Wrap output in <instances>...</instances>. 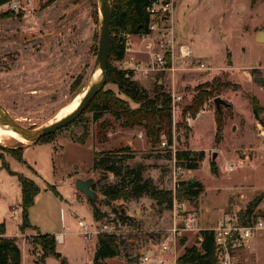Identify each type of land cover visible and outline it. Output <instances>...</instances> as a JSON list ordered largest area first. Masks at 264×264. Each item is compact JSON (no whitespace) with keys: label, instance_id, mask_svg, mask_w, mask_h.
<instances>
[{"label":"rangeland","instance_id":"rangeland-1","mask_svg":"<svg viewBox=\"0 0 264 264\" xmlns=\"http://www.w3.org/2000/svg\"><path fill=\"white\" fill-rule=\"evenodd\" d=\"M33 1L35 11L31 15L18 16L10 11L8 3L0 6V104L25 127L40 129L48 126L61 109L76 105L92 83L102 18L97 0H56L46 7L47 0ZM174 3L176 44L172 58L171 54L168 57L169 65L175 68L176 89L183 101L177 110L172 137L177 151H185L188 147L192 149L188 151L194 154L205 153V164H199L197 173L180 167L178 160L176 166L185 172L181 182L194 180L202 186L203 183L212 186L205 204L212 213L216 210L220 214L229 207V197L238 195V199H243L244 192L250 197L255 195L253 200L264 196V159L258 158L250 165V171L239 172L240 165L232 158L224 161V153L231 150L221 144L225 133L239 137L234 143L244 144L248 137L253 140V123L258 129V138L251 147L264 151L260 136L264 127L262 124L259 126L251 106V99L255 97L264 107V87L254 81L255 77H264V44L256 42V33L264 31V0H257L254 6L252 0H174ZM11 12L13 16L8 17ZM128 41L134 49L144 50V43L136 36L129 37ZM182 47L191 49L192 55L183 57ZM138 58L145 61L144 55L139 54ZM201 63L210 70L198 71ZM113 65L122 69L124 64ZM132 79L153 97L156 87L161 86L160 82L164 92L169 93L173 78L169 73L147 78L135 73ZM105 90L114 91L128 101L132 109L138 107L119 93L115 85L106 84ZM203 95L207 96L198 105V113L188 125L183 110L192 105L195 107V101ZM215 98L223 99L230 106H221L217 110ZM194 109L191 108L190 112L193 113ZM220 115L223 125L220 139L216 142ZM104 119L108 121L106 131L101 130L100 123L94 122L91 113H83L73 124L57 131L49 143L40 142L26 149L24 147L29 146V142L0 144V222L14 216L7 212V207L22 203L18 186V176L21 175L40 188L32 209L34 222L43 228L50 225V229L60 232L65 229L80 232L75 217L84 219L89 225L95 219L88 198L76 190V181L94 178L92 189L97 186L101 201L99 208L107 217L100 223L112 224L125 213L133 220V226L142 230L122 237L124 253L137 255L139 251L146 252L160 245L161 235L151 231L159 230L166 234L170 228V212L166 204L159 206L149 196L106 204L99 189L118 180L112 173L92 170V166L94 153L128 146L132 149L128 165L144 167V179H150L163 192L173 191V154L161 143H151L143 129H122L109 114ZM260 121L264 123V113ZM22 148L23 160H18L16 156ZM215 153L217 173L212 174L210 164ZM239 154L244 158L241 150ZM227 165L236 167V171L225 173L223 168ZM247 207L242 205L233 211L231 206L227 215L240 217ZM256 216L264 217V211H256ZM140 217H145V221ZM214 225L205 227L201 224L204 229ZM38 236L32 232L22 238L20 247L26 255L24 264H33L31 260L42 264L43 251L38 244ZM66 238L67 244L58 248L69 256L68 261L87 263L92 256L93 242H84L76 235ZM184 239L189 247L198 245V239L202 240L200 233H188L179 239L177 251L181 253ZM251 242L250 264H264V232L255 235ZM174 254L173 250L166 252V264H174ZM48 264L61 262L51 258ZM242 264H246L244 259Z\"/></svg>","mask_w":264,"mask_h":264},{"label":"trees","instance_id":"trees-1","mask_svg":"<svg viewBox=\"0 0 264 264\" xmlns=\"http://www.w3.org/2000/svg\"><path fill=\"white\" fill-rule=\"evenodd\" d=\"M12 0H0V6L9 3ZM56 0H47L45 7L49 6ZM156 0H114V10L111 22V46L109 51V59L107 64V84H113L118 88V92L130 99L138 107L132 109L128 101L121 99L112 90H102L94 100L89 104L84 113H91L95 123H100L101 130H107L108 121L104 118L109 114L122 129L132 130L135 128L143 129L146 132L147 138L153 144H160L162 134L166 135L167 141L172 144V113H171V98L170 95L164 92L163 85L156 87L154 96L151 97L148 91L138 87L136 82L132 79L134 73L129 70L118 69L113 63L122 62L126 54V41L124 36H137L148 34V25L150 15L148 8ZM257 0H252V6L256 4ZM14 14V13H13ZM12 12L8 17L13 16ZM21 16V14H18ZM1 18V17H0ZM199 97L195 101V107L190 106L183 110V115L190 113L195 117L198 105L204 102V97ZM251 106L255 119L259 120L264 113L257 98L251 99ZM191 108H195L191 113ZM216 142L220 139L222 130L221 115L217 122ZM166 130V132H164ZM55 133L42 138L40 142H51ZM81 142H84L81 140ZM37 143V144H38ZM22 148L16 158L23 160ZM132 149L128 146L121 147L118 150L102 151L94 153V161L92 170L112 173L118 180L114 184L102 185L99 189L101 195L104 196L106 204L118 200L140 199L143 196H149L151 199L158 202L159 206L166 204V208L170 210L172 205V191L163 192L159 190L150 179H144V167L132 168L128 165L131 157ZM177 160L180 162L179 166L187 170H196L199 168V163L205 159V153L194 154L190 151L178 150L176 154ZM212 174L217 173L216 163L210 164ZM13 174V173H12ZM17 175V174H15ZM19 182L21 184L22 192V225L21 232L31 229L29 222V212L34 206L35 198L40 194V188L33 181L19 175ZM97 190V186L93 188ZM203 192V186L198 181L194 183L192 180L182 182L176 190V197L178 199H186L191 202H197ZM264 196H258L252 200L240 216L243 223L251 220H256V211ZM93 216L95 221L102 222L107 217L101 211L98 205L92 204ZM122 224L133 225L132 219L120 214L118 217ZM37 238L38 244L42 247L43 256L41 258L42 264L48 257L58 259L61 264H68L67 260L57 252V241L55 236L49 234L39 233ZM202 241L199 245L185 247L184 253L177 259L176 264H217L215 258V246L213 234L209 231H202L200 233ZM97 250L94 256V264H102L101 261L123 255L127 259L133 257L124 253L122 249V237L115 235L102 234L98 238ZM186 240H182V246H185ZM0 264H22V251L16 237H6L5 224H0Z\"/></svg>","mask_w":264,"mask_h":264},{"label":"built area","instance_id":"built-area-1","mask_svg":"<svg viewBox=\"0 0 264 264\" xmlns=\"http://www.w3.org/2000/svg\"><path fill=\"white\" fill-rule=\"evenodd\" d=\"M10 11L21 14L31 15L35 11L33 0H12L8 3ZM175 3L174 0H156L149 8L150 15L148 34L137 35L141 42L144 43L143 51H138L133 48L128 38L124 36L126 41L125 59L121 62L124 64L121 70H129L135 73H140L147 78L153 75H172V87L169 91L171 98V113L172 125L177 123V110L180 109L183 97L178 94L175 81V68L169 65V55L175 51ZM181 55L185 58L192 55L189 48L182 47ZM144 55L145 61H141L138 55ZM198 71L210 70L205 64H199ZM194 117L188 112L184 115L185 122L190 125ZM260 136L263 138L262 145L264 146V129L260 131ZM142 137V135H140ZM162 147H167L173 154L174 167L172 178L174 183L172 205L170 212V228L166 234L159 230H153V234L161 235L162 243L153 248V252L139 251L141 264H166L164 255L166 252L173 250L177 253L179 239L185 237L188 233L209 231L214 237L215 258L217 264H242L243 253L246 251L249 241L257 234L264 232V217H257L256 220H251L243 223L240 217L225 215L213 227L203 228L199 211L196 209L195 202L186 199H178L176 190L181 182V177L185 173L184 170L176 166L177 163V147L173 137L172 144L169 145L166 135L161 136ZM234 166H225V173L234 172ZM18 208V207H17ZM77 224L80 228L79 234L84 241H91L93 238H98L102 234L115 235L123 237L126 233H141L140 228H135L133 225L122 224L118 220L112 224H101L94 222L89 225L84 219L78 217ZM201 240V239H200ZM202 241V240H201ZM152 251V250H151ZM136 256L135 254L133 257Z\"/></svg>","mask_w":264,"mask_h":264},{"label":"crops","instance_id":"crops-1","mask_svg":"<svg viewBox=\"0 0 264 264\" xmlns=\"http://www.w3.org/2000/svg\"><path fill=\"white\" fill-rule=\"evenodd\" d=\"M131 37H135V36H131ZM117 64L120 65L121 62H118ZM229 106H227V107H229ZM257 121L259 122V120H257ZM260 125L261 124L259 123V126ZM259 126L256 125V127H258V128H259ZM233 131H235V128L233 129ZM242 131H244V130H242ZM251 136L253 137V140H251L248 137V139H246L247 141L244 144H242L241 142H240V144H238V142H236V143H234V142L239 137L232 136V134L229 136V135H227L225 133L224 140L221 143L222 145L225 144L226 146H228L229 149L231 150L230 152L228 150L226 152V154L224 153V161L227 162V161L230 160V158H232V160L236 161L240 165V168H238L239 172H240V170L250 171V165L253 164L258 158H263L264 159V151L263 152H260L258 148H252L251 147L252 145L255 144L256 138H258V129L256 130V128L254 127L253 123H252V126H251ZM244 137H245V131H244ZM30 146L31 145L26 146L24 148L26 149V148H29ZM242 146H247V148L246 149H243L244 147H242ZM261 147L264 148L263 145ZM186 150L188 151V150H192V149H188V147H185V151ZM200 150L203 151V149H200ZM240 150H241V155L244 158H242L240 156V154H239V151ZM219 158H220V156H218V159H217L218 166L220 165L218 163L219 162L218 161ZM202 163L205 164V162H202ZM237 163H236V165H237ZM234 168H235V170H234V172H235L237 168L236 167H234ZM190 171L197 173V172L200 171V168H198L196 170H190ZM234 172H232V173H234ZM18 186H19L20 192H21V184H20V182H19ZM211 187H212L211 185H207V184L203 183V192L200 195V197H199V199H198V201L196 202V205H195L196 209L199 211L201 224L203 226H205V227H207L208 225H211V224H216L220 219H222L225 215H227V212H228L229 209H231V206L233 207V211L234 210L237 211V210H239L241 208L242 205L243 206L244 205H248L253 200V198L255 196L254 195V196L250 197V196H248V194H246L244 192L242 194L243 197H244L243 199H238L239 198L238 195H235L233 197H229L227 199V202H228V205H229L228 208L223 209V212L220 213V214H218L217 212H215L216 210L212 213V211L209 210V208L205 204V202H206L205 200H206V198L208 196L209 191H212L211 190ZM45 191H43V192H45ZM21 197H22V192H21ZM35 200H36V198H35ZM33 208H34V206L30 209V212H29V222H30V225H31V229H29L25 233H22L21 232V225H22V213H21L22 212V208H21V203L16 204L13 207H7V212L8 213H11V214H14V216L13 217H10L8 220L6 218H4L2 220V222H0V224H3V223L5 224L6 237H8V238L16 237L18 239V243H19V246H20V243H22L21 242L22 241V238H25V237L31 235L32 232L33 233H38L39 232L41 234L53 235V236H55L56 241H57V252L63 258H65L67 260L68 264H73V261L72 262L71 261H68L69 260V258H68L69 256H67V254H65L64 252H61L60 249L58 248V246L61 245V244L62 245L67 244V238H66L67 236H74V235H76V236L81 237V235L79 234V232H72L69 229H65L64 231H61L60 232L59 230H56L55 228L50 229L49 228L50 225H47V224L44 225V228H43V226H41V224H38L37 222H34L32 220V209ZM259 211H264V199L261 202V204L259 205V207L257 208V212H259ZM77 218L78 217H75V219H74L76 223H77ZM145 219H146L145 217H140V220L145 221ZM169 219H170V217H169ZM94 222H96V221L94 220ZM84 242H87V241H84ZM90 242H93L92 256L88 260V262L85 263V264H94V261L93 260H94V256H95V253H96V250H97L98 239H94L93 238ZM188 244L189 243L186 241L185 246L181 247V250L183 249L182 253L179 252V251H177V253L174 254V257H173V263L174 264H176L177 259L184 253L185 247H189ZM252 248H253V244H252V242L250 243V241H249L248 247H247L246 251L243 253V259H244V262L246 264H250L251 255H252ZM151 250H150V252H153V249H151ZM67 253H68V251H67ZM51 258H54V257H48V258H46L44 264H48V262H49V260H51ZM25 261H26V255H24L22 253V264H24ZM32 262H33V264H35L33 260H31V263ZM77 262H78V260H77ZM101 263L102 264H134L129 259H127L126 257H124L123 255L116 256V257H113V258L105 259V260L101 261ZM139 264H141V263H139Z\"/></svg>","mask_w":264,"mask_h":264},{"label":"water","instance_id":"water-1","mask_svg":"<svg viewBox=\"0 0 264 264\" xmlns=\"http://www.w3.org/2000/svg\"><path fill=\"white\" fill-rule=\"evenodd\" d=\"M70 2H75L77 0H69ZM101 12V23H100V32H99V42H98V53L95 60V65L93 68L92 75L101 70V75L94 80L92 76V83L88 87L85 96L81 100L77 109L68 115L67 117L57 121L51 125L42 127L40 129H29L25 127L20 122L13 119V117L8 113V111L0 104V125L2 127L8 128L16 132L21 138L25 139L30 143V145L37 144L42 138L52 135L59 131L62 128L68 127L73 124L87 109L89 104L94 100V98L104 90L107 84V64L109 59V51L111 46V22L113 17V6L114 0H97ZM256 42L264 44V31H259L256 33ZM254 81L264 87V77H255ZM162 85V82H160ZM214 103L217 110L221 109V106H229L223 99L215 98ZM73 131V129H72ZM181 143L180 138L178 139ZM217 154L213 155V161L216 159ZM194 183L195 181L192 180ZM95 183L94 178L88 180H77L76 181V190L81 194L85 195L89 202L95 205H100L101 201L99 200V195L96 191L92 189L93 184ZM125 214V213H124ZM126 215V214H125ZM201 240L198 239L196 244H200ZM140 255L130 258V261L134 264L140 263Z\"/></svg>","mask_w":264,"mask_h":264},{"label":"bare ground","instance_id":"bare-ground-1","mask_svg":"<svg viewBox=\"0 0 264 264\" xmlns=\"http://www.w3.org/2000/svg\"><path fill=\"white\" fill-rule=\"evenodd\" d=\"M101 75V70H98L94 76H93V79L96 80L99 76ZM87 91V90H86ZM86 91L82 94V97L80 98V100L76 103V105H71L70 107L68 108H63L61 109V111L55 116V119L48 125H51L57 121H60L61 119L67 117L68 115H70L71 113H73L77 107L79 106L81 100L83 99V97L85 96L86 94ZM20 142V143H28V141H26L25 139L21 138L16 132L8 129V128H5V127H2L0 125V144L1 145H11L13 144L14 142Z\"/></svg>","mask_w":264,"mask_h":264}]
</instances>
